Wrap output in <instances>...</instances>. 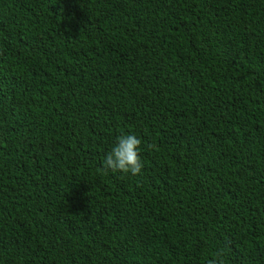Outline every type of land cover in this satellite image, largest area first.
Returning <instances> with one entry per match:
<instances>
[{"label":"trees","instance_id":"16d2710c","mask_svg":"<svg viewBox=\"0 0 264 264\" xmlns=\"http://www.w3.org/2000/svg\"><path fill=\"white\" fill-rule=\"evenodd\" d=\"M219 250L264 264V0H0V264Z\"/></svg>","mask_w":264,"mask_h":264},{"label":"clouds","instance_id":"9594fccd","mask_svg":"<svg viewBox=\"0 0 264 264\" xmlns=\"http://www.w3.org/2000/svg\"><path fill=\"white\" fill-rule=\"evenodd\" d=\"M142 140L135 134L127 133L117 137L114 146L103 157L102 171L137 176L142 174L144 162L140 155ZM151 147V146H149ZM207 264H226L223 250L215 253Z\"/></svg>","mask_w":264,"mask_h":264}]
</instances>
